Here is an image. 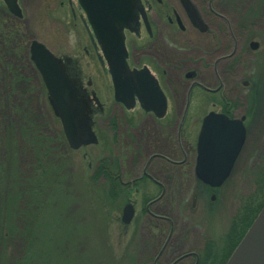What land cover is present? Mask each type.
I'll return each instance as SVG.
<instances>
[{
	"label": "flooded vegetation",
	"instance_id": "af4514ba",
	"mask_svg": "<svg viewBox=\"0 0 264 264\" xmlns=\"http://www.w3.org/2000/svg\"><path fill=\"white\" fill-rule=\"evenodd\" d=\"M17 2L21 16L0 0V79L6 78L10 93L16 91L18 83L30 76L24 71L25 56L46 94L30 57V44L37 40L51 49L33 36H24L23 8ZM190 2L204 23L203 30L193 25L182 0H140L143 14L138 13L131 29H123L127 68L152 89L145 94L146 101L133 91L128 101L115 99L109 108L101 102L91 76L82 75L75 54L51 51L86 100L96 139L71 148L50 105L60 123L53 142L80 150L86 167L92 166L88 147L102 138V122L111 134L106 142H115V154L101 150L92 174L101 160L109 159L103 169L113 175L115 199L124 200L115 221L124 230L132 224L144 228L152 245L143 257L133 262L126 258L128 264H224L264 195L263 77L244 65L249 49H257L259 43L251 48L254 36L244 37L243 27L232 22L228 11L216 8L217 0ZM202 9L218 22L210 26ZM70 10L75 21L76 12ZM78 19L80 26L74 22V29L84 30L91 47V51L83 48L84 54L97 60L102 76H109L85 15L79 13ZM194 35L207 37L209 45H200ZM211 112L221 115L214 120L219 126L209 129L213 134L208 142H200L204 118ZM227 119L240 120L243 127L242 137L233 142L223 135ZM126 205L132 210L127 223L122 221Z\"/></svg>",
	"mask_w": 264,
	"mask_h": 264
},
{
	"label": "rangeland",
	"instance_id": "374dc122",
	"mask_svg": "<svg viewBox=\"0 0 264 264\" xmlns=\"http://www.w3.org/2000/svg\"><path fill=\"white\" fill-rule=\"evenodd\" d=\"M226 1L227 3L221 4V7L215 5L216 8L222 9V12H224L223 10L229 11L230 9H228L227 6H230L233 0ZM217 2L220 4L219 1ZM77 3V0H70V2L64 0L63 5H60V0H19V4L23 8L22 27L24 36L27 38L33 36L43 41L54 53L69 52L75 54L78 58L82 75L85 77L91 76L93 81L92 85L97 89V94L101 102L110 108L114 99L109 76H102V69L97 60L91 57V55L86 56L84 54L83 48L91 51L84 30H79L78 28L74 29V22L78 23V26H80L78 14L82 13V15H84L83 10L80 9V6V8H78ZM155 5L156 4H154V6ZM70 9H74L76 12L77 18L76 20L74 19L75 21H73ZM202 12H205L204 9H202ZM152 16V18H154V15ZM212 19L210 15L207 13L205 14V21L210 26L218 22ZM263 29L264 20L249 28L248 34L253 35L254 40H256L259 45L255 50L249 49L247 52V63L245 62L244 64L250 71H255L257 75L263 77V90L261 91L260 102H264ZM193 38H195L198 43L200 42V45H209V39L207 37H198L194 35ZM22 61L25 74L28 73L30 76L18 83L16 91L10 93L5 88L7 82L6 78L0 79V157H6L8 159L4 162V166L7 165V168L5 167L6 171H11V166H13L14 163H16V168L28 170V150L26 141L22 138V132L19 129L25 125V116H27L31 125L34 124L32 133L35 132L43 137V147L47 144L52 150L55 147V152L45 153L49 154L51 158L49 159L51 164L49 163L48 166L49 175L51 176L54 171L53 168L57 165V162L53 160L54 156L64 155L67 162L65 171L66 174H68L67 177H70V180L66 181V185L76 188L75 190H77L78 193L67 211L73 216L69 214V216L62 221L60 218H55L56 209L54 208H52L48 216L50 218L48 222V232L51 234L50 237L53 238L56 236L55 226H57V222H59L64 227V236L68 238L70 242L72 241L73 252L68 259L70 261L68 263L128 264L126 258H130V262H133L136 257H143L152 247V245L147 243V235L144 228L139 229V226L134 227V224H132L124 230V228L121 225L118 226V223L115 221L124 200L121 198L110 201L107 199L105 193V197L103 198L100 196L99 202L97 201V203H99V206L97 204L98 210L93 203V200H96L91 195L92 192L90 189L95 190L100 186L105 192L107 191L105 180L99 178L97 181H94L92 178L93 168L99 157L103 154L101 150H107L106 152L110 151V154H115V142L112 144L106 142L111 135L107 131L106 122H102L100 127L102 138H100L99 144L88 147V151L90 152L88 160L92 161V166L86 167V162L81 159L80 150L70 151L64 148L58 141L53 142V139L58 136L60 123L58 119L54 117L50 105L48 104L44 88L40 83L41 80L32 73L30 67H28L25 56H23ZM32 128H30L29 131H31ZM38 139L40 138L38 137ZM10 140H12V142L14 140L17 143L16 150L8 148L10 146ZM14 150L16 153L13 156ZM54 172H56V170ZM232 193L234 194V192ZM65 201H68V198H65L64 202ZM17 203L20 202L18 201ZM87 205L90 206L91 209H89ZM1 209L3 211L2 213L5 214L7 208L2 206ZM46 218L47 214L40 215V219L43 221H46ZM132 236L134 237L133 240L131 239ZM14 245L13 243L8 244L6 249L0 253V263L8 260V254L20 251V249ZM37 250H41V254L38 256L40 264H55L57 256L53 239H44L42 243L37 245ZM122 252L124 255H121ZM139 253L141 254L138 255ZM73 254L78 258L74 259ZM117 254L121 255L120 261V258L116 257ZM68 263L62 262V264Z\"/></svg>",
	"mask_w": 264,
	"mask_h": 264
},
{
	"label": "water",
	"instance_id": "95a60500",
	"mask_svg": "<svg viewBox=\"0 0 264 264\" xmlns=\"http://www.w3.org/2000/svg\"><path fill=\"white\" fill-rule=\"evenodd\" d=\"M7 8L16 16H21L17 0H3ZM83 9L87 22L101 49L106 67L110 75L114 100L128 101L135 91L146 101L152 89L146 87L135 71L131 73L126 65V48L123 29H131L136 22L138 13L143 14L140 0H78ZM193 25L200 30L204 23L190 0H182ZM256 41H251V48H256ZM30 57L42 76L47 89V97L52 110L62 124L65 136L71 148L95 143V135L89 126L86 100L80 97L78 90L68 80L61 65V60L52 54L42 43L32 40ZM136 79V83L132 80ZM137 85H139L137 87ZM147 96V95H146ZM159 113V114H158ZM161 115L162 112H158ZM221 115L209 113L205 118L200 132V142H208L211 127H218ZM226 141L233 142L243 135L240 120H226ZM229 136H231L229 138ZM132 215L130 205L123 208L122 221L127 223ZM224 264H264V204L252 220L238 244L234 247Z\"/></svg>",
	"mask_w": 264,
	"mask_h": 264
},
{
	"label": "trees",
	"instance_id": "16d2710c",
	"mask_svg": "<svg viewBox=\"0 0 264 264\" xmlns=\"http://www.w3.org/2000/svg\"><path fill=\"white\" fill-rule=\"evenodd\" d=\"M217 1L220 2L219 7H221V4L227 3L226 0ZM263 2L264 0H233L230 3L231 5L227 6L231 10V12L230 10L227 11L231 15L232 22L243 27L244 33H246L244 37L247 39L253 37V35L248 34L249 28L264 20ZM27 118L25 116V125L19 129L22 132V138L26 141L29 153H27L29 160L27 163L28 170L16 168V163H14L11 166V171H6L7 165L4 166V162L8 159L0 157V253L10 243L15 244L14 246L20 249V251L8 254V260L0 264H40L38 256L41 254V250H37V245L42 243L44 239H53L55 242L57 256L55 264L68 263L70 262L68 259L73 252L72 241L70 242L64 236V227L59 222L55 226L56 236L50 237L51 234L48 232L50 218L48 216L52 208H54L56 209L55 218H60L64 221L69 216L70 213L67 211L78 193L75 190L76 188L66 185V181H69L70 177H67L68 174L65 171L67 162L63 155L54 156L53 160L57 162V165L53 170H56V172L52 170L53 173L51 176L49 175L48 166L50 163L49 159L51 158L49 154L45 153H51L54 150L48 144V146L43 147V137L35 132L32 133L34 124L31 125L29 118L28 120ZM30 128H32L31 131H29ZM16 144L14 140L13 142L10 140L8 148L16 150ZM14 151L13 156L16 153ZM108 162V158L101 160L96 173L92 175L94 181L101 178L107 184L106 192L100 186L95 190L90 189L91 195L96 200H93L96 207L97 204L99 206L97 201L99 202L100 196L104 198L105 193L107 199L110 201L115 200V181L113 180V175L108 173L106 169H103ZM8 164L10 165V163ZM65 198H68V201L64 202ZM18 201L20 203H17ZM263 203L264 195L256 211L261 208ZM2 206L7 208L5 214L2 213ZM88 208L91 209L90 206ZM256 211L254 208L248 221L244 224L245 229L241 232L242 234L253 220ZM42 214H47L46 221L40 219V215L42 216ZM75 258L78 257L74 255Z\"/></svg>",
	"mask_w": 264,
	"mask_h": 264
}]
</instances>
